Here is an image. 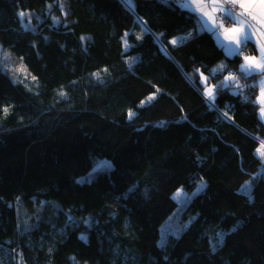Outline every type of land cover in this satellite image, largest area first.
I'll return each mask as SVG.
<instances>
[{
	"label": "trees",
	"instance_id": "trees-1",
	"mask_svg": "<svg viewBox=\"0 0 264 264\" xmlns=\"http://www.w3.org/2000/svg\"><path fill=\"white\" fill-rule=\"evenodd\" d=\"M57 1L0 0V48L28 71L0 69V264H264L257 87L224 86L241 58L173 0H69V26L47 16ZM99 158L114 168L81 182ZM200 185L160 245L174 194ZM16 199L59 201L66 228L21 233Z\"/></svg>",
	"mask_w": 264,
	"mask_h": 264
},
{
	"label": "rangeland",
	"instance_id": "rangeland-1",
	"mask_svg": "<svg viewBox=\"0 0 264 264\" xmlns=\"http://www.w3.org/2000/svg\"><path fill=\"white\" fill-rule=\"evenodd\" d=\"M173 1H175L177 3V5L183 4V0H182V2H179L178 0H173ZM56 5H57L56 9L59 13H57V14L55 12L53 13V10H55V6L51 5L49 7V10H48L49 12H48L47 16L52 17V19H54L55 23H59L60 25H63V26L71 25L72 22L74 21V18L72 15V10L70 9L69 0H58ZM61 5H63V7H61ZM224 5H225V3H224ZM181 8H183L184 10H186L188 12H191L192 14L195 15V17H197L196 13H193L191 10H187L183 6H181ZM234 11L237 14H239L242 10L239 8V6H237V7L235 6ZM20 13H24L25 15L23 17H21ZM221 16H222V14H219L217 16V19H219L220 23L223 22L221 20ZM18 17H20L22 27L25 28L26 30H32V31L38 30L40 24H42L46 20V18L38 16L33 11L19 12ZM232 26H233V24L230 22L224 23L225 29L231 28ZM257 28H259V27H257ZM225 29L219 28L218 29L219 34H222L223 32L226 33ZM198 30H199V28H198ZM204 31H206V30H204ZM214 37H217V35L215 34ZM185 39H186V37L180 36V37L174 38L173 41H176L175 42L176 45H180L183 42V40H185ZM262 40H264V38H259V41L262 42ZM250 52H251V50L247 47V50L246 51L242 50V53L240 55H238V57H240L242 60V57L248 56L250 54ZM234 57L235 56L228 57V58L233 59ZM0 64H1L0 69L3 70L4 72H7L9 75H12L13 77L17 78V77H20L21 75L26 76L28 74V71L26 70L24 61L22 59L18 58L14 54V52L11 50H4V49L0 48ZM233 72H230L227 75L228 76L229 75L234 76L236 78V81L240 85H241V83H243L244 86L246 85L245 87L251 88V89L255 88V86L257 87V85H258L257 84V79H258L257 74L254 76L253 75L247 76L244 73H241L240 70L238 72H236V70ZM249 83H251V84H249ZM204 84H206L207 86H208V84L211 85L210 88L209 87L206 88L207 94H208L209 90H212L214 92L217 89V85H214V83L212 81H210L209 78H207V81H204ZM231 86H235V84H232ZM253 91H255V90H253ZM207 100H208V98H207ZM242 101L247 102L248 98L243 96ZM145 103L146 102H144V104ZM262 142H264V141H260V147H261ZM257 157H259V159L261 161H263V163H264V157L260 156L258 153H257ZM113 168H114V164L111 162V160L109 161L106 158H99L95 161L94 166L86 174L79 177V180L81 182H90V181L96 179L98 176H100V173L110 172ZM262 175H264V173ZM244 186L240 187L239 191H241L242 193H244L246 195L251 196L252 190H250V187L247 191H245ZM203 188H204V185L198 186L197 189L194 190V193H188V192L186 193L183 189H178L176 191V194H174L173 199L176 202V204H178V207H177V210L175 212H173V214L168 218V220L166 221V223L163 225V227L161 229V233H160L161 238L159 240L160 245L163 246L166 243L167 239L170 237V235H178L181 231L185 230L188 227V223L190 221H188L187 218L183 217L184 209L189 204L188 202L195 195H197L199 190H201ZM15 207H16V211H17L19 229L21 228L20 231L23 230L26 233H28L29 231H33L34 229L38 228L39 226L44 227V229L40 228L42 231L49 230V228H51L54 224L57 225V231H59V233H61L64 231V228H66V225L61 224V221L58 219V216H57V211L59 212V214H61V211L67 213L68 215L70 214L69 212H67L65 209L62 208V205L59 201L49 200V199L42 200L41 202L37 201L34 204L28 203L27 201L25 202L21 199H16ZM67 219H71V218L67 217ZM82 222L85 225H87L88 227H92V225H93V221L89 217H87ZM59 225H61V226H59ZM34 226H36V227H34ZM21 233H23V232L21 231ZM47 244L49 247H51L52 243L47 242ZM16 264H25V262L21 256H18V260L16 261ZM78 264H86V263H80L79 262Z\"/></svg>",
	"mask_w": 264,
	"mask_h": 264
},
{
	"label": "snow or ice",
	"instance_id": "snow-or-ice-1",
	"mask_svg": "<svg viewBox=\"0 0 264 264\" xmlns=\"http://www.w3.org/2000/svg\"><path fill=\"white\" fill-rule=\"evenodd\" d=\"M224 3L230 4L233 7L225 8L223 5L220 6L219 11L222 13L221 20L227 21L233 24L231 28H226L225 32L232 34L231 39L232 43L222 47H226L227 53L230 56H238L243 51L247 50V45L249 42H253V30L259 26L260 29H264V0H224ZM239 6L242 10L239 14L234 11V6ZM63 7V5H61ZM191 11L195 13L196 8H192ZM216 11V8H213V12ZM21 17L25 14L20 13ZM211 18V17H210ZM198 24L202 29L215 31L217 27L224 28V23L221 22L218 26L213 22L211 28L209 24L204 20L203 15L197 17ZM255 22V23H253ZM238 25V26H237ZM260 36L264 38V30L260 32ZM83 39V38H82ZM176 41H173L175 43ZM254 43L258 44L259 59L256 57H244V64L240 66V72L244 73L247 76H251L254 73H264V42L256 41ZM226 66H220L215 71H223ZM107 71V70H105ZM95 75V74H94ZM35 79V78H33ZM207 81V78H204ZM224 86L230 87L232 84H235L236 89H242L236 78L232 75L225 77ZM63 95V93H61ZM208 96L214 98V92L212 90L208 91ZM261 97L264 98V89H262ZM262 104H264V99H262ZM5 112L8 109H4ZM134 113H129V118L133 117ZM261 119L264 120V107L261 108ZM257 153L264 157V142L261 143V147L257 149ZM250 187V184L244 186V190L247 191Z\"/></svg>",
	"mask_w": 264,
	"mask_h": 264
},
{
	"label": "crops",
	"instance_id": "crops-1",
	"mask_svg": "<svg viewBox=\"0 0 264 264\" xmlns=\"http://www.w3.org/2000/svg\"><path fill=\"white\" fill-rule=\"evenodd\" d=\"M223 5V7H225L224 5V0H183V4H181V6H183L184 8H186L187 10H191L192 8H196L197 11L195 12L197 17L198 16H201L203 15L204 17V20L208 22L209 24V28L212 27L213 25V22L218 26L220 24L219 22V19H217V16L219 14H222L220 11H219V8L220 6ZM238 6V5H237ZM236 6V7H237ZM216 8V11L213 12V8ZM226 8V7H225ZM196 17V18H197ZM211 17V18H210ZM255 23V22H253ZM238 26V25H237ZM259 27V26H257ZM198 28L199 30H206V29H202L200 25H198ZM219 27H217L215 29V31H210V30H206V31H209V32H213L214 35L216 34L217 37H215L216 41H218V43L220 45H229L232 43V39H231V36L232 34L230 33H222V34H219ZM263 29H260V28H256L253 30V42H249L247 47L251 50L250 54L248 55L249 57H256L257 59H259V51H258V44L257 43H254L256 41H259V38H262L260 37V32L262 31ZM262 42H264V40H262ZM224 50L226 51V55L228 57H233V56H230L228 55L227 53V50H226V47H224ZM242 61H243V64L245 63L244 61V57H242ZM257 74V92H258V95H257V103H259V114H260V118H261V108L264 107V104H262V98L261 97V92H262V89H264V73H254V75ZM228 77V75L226 76ZM225 83H227L225 81ZM262 120V119H261ZM263 123H264V120H262Z\"/></svg>",
	"mask_w": 264,
	"mask_h": 264
},
{
	"label": "built area",
	"instance_id": "built-area-1",
	"mask_svg": "<svg viewBox=\"0 0 264 264\" xmlns=\"http://www.w3.org/2000/svg\"><path fill=\"white\" fill-rule=\"evenodd\" d=\"M178 1H179V2H182V0H178ZM178 1H177V2H178ZM225 7L228 8V7H233V6L230 5V4H226V3H225ZM234 9H235V6H234ZM223 23H227V21H223ZM223 29H225V27H224Z\"/></svg>",
	"mask_w": 264,
	"mask_h": 264
}]
</instances>
